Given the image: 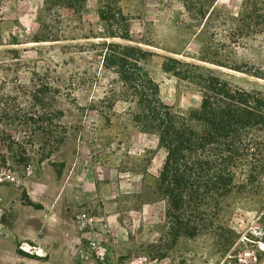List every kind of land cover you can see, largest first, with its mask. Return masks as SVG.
Segmentation results:
<instances>
[{
    "label": "rangeland",
    "instance_id": "374dc122",
    "mask_svg": "<svg viewBox=\"0 0 264 264\" xmlns=\"http://www.w3.org/2000/svg\"><path fill=\"white\" fill-rule=\"evenodd\" d=\"M241 1L217 0L212 15L235 16ZM120 7L129 20L131 43L149 52L145 66L175 113L197 109L200 93L165 70L170 60L210 68L244 88H264L256 77L230 69L263 65V37L217 53L218 39L212 41L205 22L193 20L173 0H121ZM98 8L97 0H87L59 41L36 42L42 0H5L0 7V50H15L18 58L6 54L5 62L18 63L21 84L30 85L36 73L60 87L63 112L54 116L60 142L47 134L29 140L26 162L12 158L0 143V264H100L96 252L106 264L143 257L146 264H243L237 260L244 249L241 235L251 224L264 228V175L259 191L228 195L195 237L165 235L157 190L164 152L156 138L131 125L122 102L103 115L91 107L114 78L100 67L97 44L107 40V33ZM92 74L97 80L87 83ZM3 80L0 71V84ZM11 133L17 139L23 135ZM41 149L44 159L37 155ZM82 213L93 218L91 227L78 223ZM245 264H264V252Z\"/></svg>",
    "mask_w": 264,
    "mask_h": 264
},
{
    "label": "trees",
    "instance_id": "16d2710c",
    "mask_svg": "<svg viewBox=\"0 0 264 264\" xmlns=\"http://www.w3.org/2000/svg\"><path fill=\"white\" fill-rule=\"evenodd\" d=\"M5 0H0V7ZM121 0H97L98 19L104 23L107 40L102 49L101 69L114 78L106 87L101 106L92 105L99 114L125 104V115L141 133L156 138L164 152L158 168L157 190L164 203L167 237H195L202 225L214 218L231 193L259 191L264 175V88H244L210 68L170 60L165 70L187 82L200 93V104L182 115L175 113L160 98L159 86L150 76L145 62L149 52L131 43L129 20L120 7ZM181 4L195 21H204L212 41L218 39L217 53L224 52L251 37L264 38V0H242L235 16L215 18L212 9L217 0H173ZM87 0H42L43 13L36 42L59 41L71 27V18L79 16ZM0 34V48H2ZM17 60L15 50H0V143L12 158L21 162L29 157L28 141L55 136L54 116L59 108L60 87L36 75L30 85L17 78V62L6 63L7 55ZM227 68V64L211 62ZM264 83L261 66H232ZM97 76L87 77L90 83ZM109 119L107 118V121ZM12 131L23 133L21 139ZM37 155L45 158V150ZM4 160V157H3ZM22 256L33 255L19 250Z\"/></svg>",
    "mask_w": 264,
    "mask_h": 264
},
{
    "label": "built area",
    "instance_id": "2783aa9c",
    "mask_svg": "<svg viewBox=\"0 0 264 264\" xmlns=\"http://www.w3.org/2000/svg\"><path fill=\"white\" fill-rule=\"evenodd\" d=\"M76 219L83 228L93 225V218L90 215L82 213L77 215ZM239 242L244 246V249L238 254V262L245 264L256 261V254L264 252V228L259 224H251L241 235ZM96 257L100 258V264H106L101 252H96ZM126 264H146V258H140L136 263L130 262ZM227 264H230V262L228 261Z\"/></svg>",
    "mask_w": 264,
    "mask_h": 264
}]
</instances>
